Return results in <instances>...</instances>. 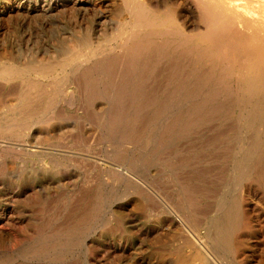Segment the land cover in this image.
Here are the masks:
<instances>
[{
  "label": "bare ground",
  "instance_id": "6f19581e",
  "mask_svg": "<svg viewBox=\"0 0 264 264\" xmlns=\"http://www.w3.org/2000/svg\"><path fill=\"white\" fill-rule=\"evenodd\" d=\"M57 16L72 47L46 57L13 50L0 29V104L14 101L0 106V264H115L120 245L132 264H264V0H0V22L39 21L44 37ZM154 44L206 69L195 86L181 81L174 98L150 104L137 131L132 106L116 102L133 91L114 94L111 78L119 56L130 76L121 84H131ZM86 64L87 99L65 91ZM71 124L85 137L95 125L111 145L100 153L59 144ZM78 160L88 168L86 215L52 229V190L79 182ZM122 186L126 203L115 205Z\"/></svg>",
  "mask_w": 264,
  "mask_h": 264
},
{
  "label": "rangeland",
  "instance_id": "374dc122",
  "mask_svg": "<svg viewBox=\"0 0 264 264\" xmlns=\"http://www.w3.org/2000/svg\"><path fill=\"white\" fill-rule=\"evenodd\" d=\"M66 18H69L70 12L66 13ZM114 17V16H113ZM115 18H117L115 16ZM114 18V19H115ZM21 19V18H20ZM15 18L13 20H2L0 22V29H4L9 31V39L7 43L13 50L21 49L23 51H38L39 57H46L50 50L59 48L61 46H67L68 48L72 47V41L67 40L66 38H60L63 34L62 30L57 28L56 21L59 19L58 16L53 18L51 22L46 25L47 32H45V37L41 31L39 21H24ZM116 22V21H115ZM73 20L67 22L68 27H72ZM113 23V22H112ZM20 27V28H19ZM70 30V29H69ZM68 30V31H69ZM67 34L68 31L65 30ZM60 32V33H59ZM59 34V36H58ZM48 36V37H47ZM64 36V35H62ZM43 55V56H42ZM48 57V56H47ZM122 59V58H121ZM121 64L119 68L115 62L114 68V77L111 78L114 84L111 88L114 89V94H116L119 88L122 89H130L133 91V96L128 98H124L116 101L118 104L128 103L132 106L131 108V116L133 119L132 126L137 131H142L144 124L149 117L151 112V105L153 103H162L168 99L171 95H176V88L181 81H188L190 85L195 86L199 83L200 80L204 78V71L206 68L204 67H193L191 63V59L189 56H185L179 51H170L169 49H161L158 44H154L151 48L148 49L146 54H143L138 59V66L132 69L131 74V84L128 86L122 85L121 83L127 81L130 76L125 71V61L120 63V57L117 56L115 61ZM0 61H4L3 57L0 58ZM87 67L84 69L81 67L74 68V82L68 84L65 87V91H73L78 90L77 93L80 95V98H86L88 95L82 93V90L86 88L88 85L86 84L89 81V76H85V71ZM41 81L45 83H51V78H41ZM105 80L102 78L101 81ZM88 94V93H87ZM103 99L95 98L93 101L100 103ZM14 103V101H4L0 104L1 110L4 111L8 108L9 105ZM61 100H58L56 104H60ZM42 105L39 101H34L29 104V106L33 109L39 108ZM55 110L52 109L48 112L46 117L55 118L53 114ZM77 114L79 116H83V112L79 109L75 111H70L65 115V122H72V120H76ZM57 120V119H55ZM95 120V119H94ZM63 122V123H65ZM84 121L81 119V122ZM68 124V123H65ZM71 125L64 127L63 132L57 137L58 143L61 145H70L69 141H77L78 144L74 143L73 149L78 152H84L85 148L91 149L96 152H104L109 148L111 142L105 140L101 132L97 130L96 126L93 125L91 128V133L89 136L85 137L80 135L78 131H75ZM67 139L60 138L64 135ZM69 147V146H68ZM30 158H35V155H30ZM44 161H47L52 165V161H56L55 158H52L49 155H43ZM60 170H64V167L60 166ZM76 171L78 172L79 182L74 186L72 183L68 184V188H64L62 186L56 187V189L52 190V195L55 199V202L58 205L52 210L53 214L51 216V228L57 229V227L61 226L62 229L71 230L74 226L80 224L84 219L87 209L89 199L86 197L85 189H84V178L88 174V168L84 161H77ZM10 184V182H9ZM15 184H10V188L7 191L14 192L11 190ZM129 190L126 187H121L117 190L119 192L113 201H115V205L126 203L125 194ZM28 196L30 198L35 199L36 194L29 190ZM17 201L23 198L22 194L17 193L14 197ZM69 201V206L67 207L66 202ZM66 208L67 210H64ZM13 213L17 214L20 211L17 203L12 208ZM51 211V212H52ZM116 224V222H115ZM17 227H22L24 224L17 223L15 224ZM118 238H120V234H118ZM118 249H124L126 251L122 256L115 257V264H132V261L129 256V248L119 246ZM76 260H70L65 264H76Z\"/></svg>",
  "mask_w": 264,
  "mask_h": 264
}]
</instances>
